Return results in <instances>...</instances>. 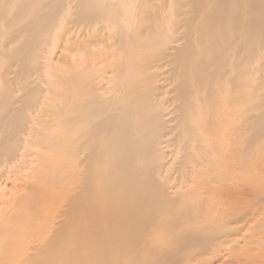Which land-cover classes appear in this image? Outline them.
Instances as JSON below:
<instances>
[{
    "label": "bare ground",
    "instance_id": "bare-ground-1",
    "mask_svg": "<svg viewBox=\"0 0 264 264\" xmlns=\"http://www.w3.org/2000/svg\"><path fill=\"white\" fill-rule=\"evenodd\" d=\"M252 150L264 0H0V264H264Z\"/></svg>",
    "mask_w": 264,
    "mask_h": 264
},
{
    "label": "rangeland",
    "instance_id": "rangeland-1",
    "mask_svg": "<svg viewBox=\"0 0 264 264\" xmlns=\"http://www.w3.org/2000/svg\"><path fill=\"white\" fill-rule=\"evenodd\" d=\"M58 50V49H57ZM55 55V54H54ZM256 77V76H255ZM51 130H53V129H51ZM54 131H57V129L55 128L54 129ZM251 153H253L250 157H251V161L250 162H254V164H252L253 166H249V168L250 169H252V168H254L253 170V173H252V175L255 177L254 179L256 180V181H258L259 183H264V166L263 165H260V164H263L262 162H261V154L262 155H264V152H262L261 153V151L259 150V151H255V150H252L251 151ZM34 163H36L37 164V168L40 166V163H41V160L40 159H38V160H35L34 161ZM258 163H260V164H258ZM252 167V168H251ZM21 177H24L25 176V173H24V170H23V173H22V175H20ZM248 181H249V179H247ZM21 181V180H20ZM242 182H247V181H242ZM63 188H64V184H63ZM10 192V191H9ZM59 195H61V194H59ZM263 196H264V185H263V194H262ZM247 197H249V196H245V199L247 198ZM250 197H252V196H250ZM60 198V197H59ZM50 203V202H49ZM59 202L58 201H54V202H52L51 201V203H50V205H49V207L47 208L48 209V211H50V214H54V212L56 211L55 209H56V207H57V204H58ZM1 206V205H0ZM221 209H223L222 211H221ZM214 212L211 214V215H213V214H216L217 212H218V214L221 216H223L225 213H227L228 212V208H227V206H223L222 208H220V209H218V210H213ZM221 212V214H220V212ZM219 217V216H218ZM262 220H264V217H262ZM250 238V237H249Z\"/></svg>",
    "mask_w": 264,
    "mask_h": 264
}]
</instances>
